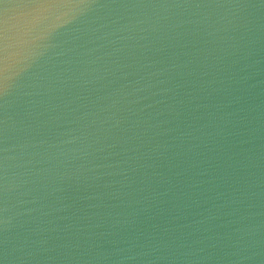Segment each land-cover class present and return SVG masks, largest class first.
<instances>
[{
  "label": "water",
  "instance_id": "95a60500",
  "mask_svg": "<svg viewBox=\"0 0 264 264\" xmlns=\"http://www.w3.org/2000/svg\"><path fill=\"white\" fill-rule=\"evenodd\" d=\"M0 264H264V0H0Z\"/></svg>",
  "mask_w": 264,
  "mask_h": 264
}]
</instances>
